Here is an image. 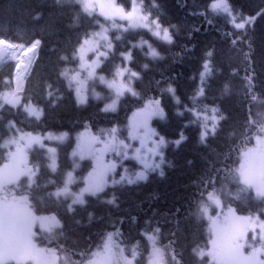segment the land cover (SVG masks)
Instances as JSON below:
<instances>
[{"label": "trees", "instance_id": "trees-1", "mask_svg": "<svg viewBox=\"0 0 264 264\" xmlns=\"http://www.w3.org/2000/svg\"><path fill=\"white\" fill-rule=\"evenodd\" d=\"M117 1L124 7L132 5V0ZM136 1L173 36L171 44L154 43L160 57L151 59L141 50L134 51L132 63L140 78L132 85L138 96L132 99L128 95L116 111H104L94 102L81 105L72 91L61 90L51 108L47 107V97L41 100L44 115L39 120L5 106L0 112V142L6 135L5 121L13 117L20 129L37 133H73L85 127L99 133L117 127V132L125 135L128 115L148 100L160 99L166 114L155 121L158 130L172 140L181 133L186 137L179 147L167 148L169 163L163 176L156 173L146 183L112 187L70 212L65 201L51 195L63 183L70 163L69 147L61 149L57 174L47 167L42 150L32 152L39 158L40 168L35 185L29 189L31 207L39 214L55 213L62 221L49 239H37L64 256L65 264H78L103 246L108 233H119L114 236L126 252L131 255L135 248L138 253L136 264H148L150 243L145 233L153 232L165 250L166 264H209L207 256L197 254L211 238L208 220L197 210L199 201L225 187L223 203L213 208L214 215L228 206L239 214L264 212V200L231 176L242 151L251 149L255 137L264 134L260 131L264 128V0H229L234 12L256 17L244 29H236L227 13L209 10V0ZM100 22L96 13L89 15L73 0H0V38L25 47L35 39L42 41L28 77L32 80L23 95L26 101L33 98L36 89L44 93L49 86L63 84V68L76 63L78 46ZM208 51H212L211 57H206ZM206 59L212 71L201 83ZM12 67L2 72L0 90L10 86L5 78ZM201 84L204 95L197 96ZM169 85L175 88L179 104L165 91ZM185 106L207 114L216 108L215 115L222 117L214 135L209 131L203 143L200 134L205 115H194ZM212 123L209 119L208 124ZM3 154L0 146V164ZM17 186V193L25 191L23 183ZM112 199L115 202L109 203Z\"/></svg>", "mask_w": 264, "mask_h": 264}, {"label": "snow or ice", "instance_id": "snow-or-ice-1", "mask_svg": "<svg viewBox=\"0 0 264 264\" xmlns=\"http://www.w3.org/2000/svg\"><path fill=\"white\" fill-rule=\"evenodd\" d=\"M136 0H132L133 5H135ZM84 12L91 15L93 11H95L96 6L99 7V14L104 16L106 19H113L115 16H119L121 20H128L132 21V27H142L152 31V24L156 25V31L152 32V35L156 36L157 38L171 44L173 42V36L169 32L167 28L163 29V35L160 31V25L157 20L149 21L148 15L140 16L139 22L137 21V8L134 6L131 12H126L125 9L116 3V0H81ZM208 8L211 11L221 10L224 13L232 15V8L229 4V0H209ZM259 15V13L257 14ZM256 17H243L240 23H234V27L236 29H244L246 25H251L254 23ZM207 23H211L210 20L206 21ZM113 27H116L113 24ZM198 30V29H197ZM107 29H104L106 32ZM96 35H101V38L107 40V36L102 35L101 33H97ZM116 39H120L119 36ZM236 41L233 40V43ZM42 41L39 39L33 40L26 48L23 44H15L13 42L7 41L5 39L0 38V45L5 46L7 49H15L17 47L23 49V55H28L29 53L35 54L37 49L40 47ZM107 51L99 50V45H93V42L90 39H84L82 45L78 48L77 53L75 54L78 56L80 61V68L84 69L87 68V76L89 79L96 78L98 79L99 83L106 85L107 88L112 89L115 91L117 97L124 94V92H129L133 96H138V93L131 87L132 78L139 79L140 74L130 67H120L119 65L116 66L114 72L112 73L114 79L106 80L104 75H100L96 77V68L100 66L102 63L101 57L104 60H107L109 53L113 47L111 42H108L105 46ZM87 52H96V57L92 61V63H88L85 60V56ZM151 57H158L159 53L151 48L149 45V53ZM123 58L127 64H130L133 57L131 51L121 52L118 54ZM212 51H208L206 53V57H211ZM64 59H67L65 57ZM22 63V61H21ZM147 68V65H144ZM203 72L200 74L201 83L204 81V77L206 74H210L212 69L210 68V60L206 59L202 65ZM16 90L10 93H3L0 95V108H3L5 104L11 105L12 107H17L20 104V96L17 95L21 91L19 86V70H20V63L16 65ZM128 75L130 78L125 81V75ZM62 76L68 77L69 73L68 70L65 69L62 73ZM75 82L77 87L75 89L76 96L78 98V103L85 104L87 102V97L82 95V89L86 84V81L80 79L79 72L75 75H72L69 78V86L71 83ZM166 92L171 94L175 99V102L179 104V98L175 96V88L169 85L166 89ZM225 93H227V85H225ZM51 95V92H49ZM197 96L204 95V88L200 87ZM193 103H195V99L193 98ZM115 101L112 104H109L105 107V111L110 109H114ZM189 111H193L194 115H197L194 110L187 109ZM24 111L28 113L29 116L35 117L39 120L43 116V109L37 108L36 106L28 103L24 105ZM213 115L211 117L205 115L203 117L204 124L203 128L204 131L200 134L201 142L203 143L209 131L212 132L214 135L216 124L218 120L222 117H217L215 113L217 112L216 108H212ZM183 115L182 112L178 113ZM165 115L163 108L160 107V101L157 100H148L145 107L134 113L133 116V131L137 129H144L145 136L148 138L158 137V140H154L153 143L155 144L154 148L149 149V152L153 153L154 155L160 156V163H163V153L159 151L160 147L165 145L166 141L163 136H161L155 129L149 128V121L153 117H160L163 118ZM209 119L212 120L211 128H209L208 121ZM9 127L15 128V122L9 121ZM19 131V130H17ZM113 133L116 131L115 129L112 130ZM261 132H264V128L260 129ZM66 133L61 134L60 136H55L52 133H48L46 136L41 137L40 135H32L31 133H24L19 136L18 139H11L6 141L2 147H7L8 144H16V153L10 154L11 159L15 165L16 171L14 173H9L8 171L5 172L3 180L0 181V192H3L4 185L14 183L16 180L19 179L21 175H27L29 177V181H32V177L36 175L38 168L33 170L27 166V158L23 155V149L21 148L20 141H24V147L28 148L31 147L33 144H37L40 148H45L44 140H64L66 137ZM186 137L183 133L180 134L179 139L174 141L175 145L179 147L180 143H182ZM93 141H97L96 137H92L91 141L82 140L81 148L82 150L87 148H91V143ZM143 143V141H142ZM264 144V140H261L259 137L257 138V145L256 149H250L249 152H257L260 150V146ZM109 145H105V149H107ZM55 148H47V152L55 153ZM139 150L137 149V155ZM75 155V153H74ZM247 155V154H246ZM144 164L145 168L152 167L151 164L145 163V161H140ZM160 163L156 164L155 167L159 168ZM23 165V167H20ZM53 172L56 171V162L55 159H52V163L49 165ZM111 168H115L116 165L112 164ZM243 167V166H242ZM10 168L9 164L4 165V169L8 170ZM107 169H103L99 167L97 171L93 172L89 175L87 180V187L80 189L79 194L70 193L69 185L73 183V175L71 172L67 173V181L62 189H58L53 192L51 195L59 198L60 196H67L69 194L74 195L75 199L71 201L69 205V211H73L72 205L79 204L84 205L86 202L84 200V194L89 193L92 196H96L98 193L104 191L105 185L107 181L105 180V173ZM163 171L160 172V175L163 176ZM124 179V177H122ZM147 176L145 172L141 171L136 176L135 179H128V184H133L137 181H146ZM244 183L248 184L249 186L256 187V193L260 197H264V182L260 183H253L252 181L245 180ZM207 199L215 203L216 205L220 204L219 199L215 198L214 194H209ZM5 202L7 200V193L4 194L3 199ZM109 203H114L115 200H109ZM18 205L23 209L24 215L22 218L16 222L15 224L10 223L8 220L6 212H0V264H9L10 261H16L17 264L24 259H32L36 262V264H56V260L58 259L56 250L55 249H44L38 248L36 243L33 241V237L36 235L33 232V225L36 220L40 221V226L45 231L51 232L53 227H61L60 221L56 218L55 215L51 216H36L30 209V205L28 203V196L22 195L21 198L17 201ZM208 207L202 206V212L207 215ZM211 220V231L215 235V239L211 240L212 249L213 251L208 252L207 255L211 256L213 260H219L220 264H264V222H259L257 220H253L251 217H236L234 216L233 211L230 209L228 216L225 217L223 223H218L217 220L208 217ZM243 220L247 224V229L238 230V225H236L235 221ZM257 228H259V233H257ZM14 230L15 239H13L10 235V232ZM231 230L232 236L230 240H226L225 234ZM251 230L252 232V241L257 240V236H259V240L261 244L259 247H256L254 244L249 243L247 237V231ZM157 232L159 229L156 230ZM119 235V233H108L106 237V242L103 245V251H96L94 252L93 259L88 261V264H133V261L137 255L135 248L132 249L131 256L132 259L124 256L123 249H119V252H115L113 249L118 247L114 244L113 236ZM243 238L245 243H240V239ZM147 239L152 243V256L154 257L153 260L149 261V264H163V256L164 253L155 246L156 237L153 235H147ZM245 244L251 249L248 255H245L242 251L245 247ZM195 251V250H194ZM27 253V255H25ZM199 256L203 257L205 253L200 251L197 253Z\"/></svg>", "mask_w": 264, "mask_h": 264}, {"label": "rangeland", "instance_id": "rangeland-1", "mask_svg": "<svg viewBox=\"0 0 264 264\" xmlns=\"http://www.w3.org/2000/svg\"><path fill=\"white\" fill-rule=\"evenodd\" d=\"M73 1H76L82 5L81 0H73ZM116 3L120 6H122L121 4H119L117 2V0H116ZM134 6L137 8V21H136V23H138L139 22L138 18L140 16L148 15L142 11L140 3L138 1H136L135 5H133V3H132V5L130 7H123V6L122 7L125 9L126 12H131L132 8ZM92 13H97L102 18V23H101L100 28L97 31H95L87 39H90L93 42V45L98 44L99 50H101V51H107V48L105 46L108 42H111L113 47L111 49V52L109 53L108 58L113 54L116 46L123 44V42L126 40V37L128 36L129 33L135 32V31H140V30L148 32L149 36L141 35L137 40H130L132 43L131 47L128 50H125L123 52L131 51V53H132L134 47L146 48L149 51V45H151V48L155 49L159 53V51L156 49L154 43L158 42V41H163V40L152 35V32L157 30L155 24H152V31H149L148 29H145L142 27H132L131 26L133 24L132 21L121 20L119 18V16H115L113 19H106L104 16L99 14V7L98 6H96L95 11H93ZM243 17H254V16H242L240 13L234 12L232 10V15L230 16V22L234 26V23H240L242 21ZM152 20H157V19H151L149 17V21H152ZM158 23L160 25L161 34L163 35V29L167 28V27L162 25L159 21H158ZM113 24H115L116 27H113ZM247 26L248 25H246L245 28ZM104 29H107V31L104 32ZM97 33H101L102 35L107 36L108 39L107 40L102 39L101 35H96ZM117 36H119L120 39L117 40L116 39ZM19 50H20L19 47L15 48L13 50V53L7 57V58H9L8 59L9 61L16 62V65L18 63H20V61L24 60V57L22 54L23 51H21V50L19 51ZM96 54H97L96 52H87V54L85 56V60L88 61V63H92V61L96 57ZM159 55H160V53H159ZM132 57H133V54H132ZM76 58H77L78 62H77L75 69H73L72 71L68 70L69 75H68V77H65V78L69 83V78L72 75H75L77 72H79L80 79L86 81V84L82 89V95H85L87 97V102L85 104H88L89 102H94V103H100L101 102V107L105 109V107L107 105L112 104L113 101H115L114 109H110L108 111H116L119 108L121 99L123 100L125 98H128L127 94H129L131 98L133 97L132 99L136 98V96H133L129 92H124L123 95L117 97L114 90L109 89L106 87V85L99 83L98 79H96V78L89 79L87 76L88 69L87 68L81 69L78 56H76ZM151 58H154V57H151ZM101 61H102V63L100 64V66L98 68H96V77H98L100 75H104L106 80L114 79V77L111 73H107V71H105L103 69V67H104L103 63L105 62L103 57H101ZM119 66L120 67L128 66L132 69L131 64H127L123 60H121V62L119 63ZM15 72H16V70H15ZM19 72H20V70H19ZM27 73H28V70H27L26 74L24 75V77H22V78H25ZM129 78L130 77L126 74L124 79H125V81H127ZM133 79L134 78H132V80ZM76 87H77L76 83L72 82L70 88L74 91L76 100L78 102V98H77L76 93H75ZM131 87L133 88L132 83H131ZM3 93H5V92H3ZM150 100H157V99H150ZM146 103L143 106L134 109L132 111V113L130 114V116L128 118V122H127V137L118 136L117 135V127H113L112 129H110V131H105V132L101 131L99 133L94 132L93 130H91L90 127H86L84 129H82L81 131H78L74 134H70V132H68V131L67 132L66 131H62V132H54V131L49 132L48 131V132H44V133H35V132H29V131H18L17 133H12L11 136L6 137L3 144L8 140L18 139L19 136L21 134H24V133H31L32 135H40L41 137L46 136L48 133H52L55 136H60L61 134L66 133L67 135H66L65 139L62 141L61 140H51L50 141V140L45 139L44 144L46 147L43 149L40 148V146L37 144H33L31 147L25 148L24 147L25 142L20 141L21 148L23 149V155L26 156V158H27V166L29 168L36 170L38 167H40L39 158L33 157L32 152L35 150L36 151L37 150H43V152H44L43 154H44V157L46 158V164H47L48 168L51 170L49 165L52 163V159L54 158L55 162H56V171L55 172H57V170L60 168L61 162H62L61 149L69 147V145L71 144V141L74 139L73 145L70 149V157H71L70 159H69V153H68V159L70 160L69 161L70 163H69L68 170L66 171V174H65L64 183L62 185L56 187L55 189H53L52 193L55 192L56 190L62 189L64 187V185L67 181V173L71 172L73 175V183L71 185H69L70 193H75L78 195L80 192V189L88 186L87 185L88 177L90 174L97 171L98 165H99V167H101L103 169H107V171L105 173V177H104L105 180L107 181L105 188L110 186V185L115 186L117 184H128V179H135V176L141 171L145 172L147 178L149 176L150 171H152V170L153 171L157 170L159 172L163 171L164 164H165L166 149L169 146H171L172 144L175 145L174 141L179 139V138H177L175 140L168 139L163 133H161L157 129L156 125L154 124L155 119L162 120L165 117V115L163 118H160L158 116L153 117L149 121V128L155 129V131L158 132L161 136H163L165 138V141H166L165 145L161 146L159 149V151L161 153H163L164 162L160 163V159H161L160 156L154 155L153 153L149 152V149L155 147V144L153 143V141L158 140V137H152V138L146 137L144 129H137L134 133L133 126H132L134 113L142 110L145 107ZM81 105H84V104H81ZM160 107L163 108L164 113L166 114L165 109H164L161 101H160ZM37 108H40V107H37ZM196 114L197 115H201V114L207 115L209 117H211L213 115V114L199 113V112ZM209 125H212V124H209ZM113 129L116 130L114 133L112 131ZM92 137H96L97 141H93L91 143L90 149L85 148L82 150V148H81L82 140L91 141ZM258 137L261 140H264V135L256 136L251 149H256L258 147V145H257V138ZM142 141H143V143H142ZM106 144L109 145V147L107 149H105ZM16 147H17L16 144H8L7 147H4L7 149V161L3 165H0V181L3 180L4 174L6 171H8L9 173H14L16 171L15 165L11 159V156H10V154L16 153ZM49 147L56 149L54 154L47 152V148H49ZM137 149L139 150L138 155H137ZM249 150L250 149H247L244 152H242L239 164L236 168V173H237V177L239 178V180L241 182H243L244 187L246 189H253L256 192L255 186H249L248 184L244 183V181L249 180V181H252L253 183L264 182V144H262L260 146V150L257 152H249ZM74 153H75V155H74ZM141 160L145 161V163L151 164L152 167L145 168L144 164H142L140 162ZM158 163H160V167L156 168L155 165ZM5 164L10 165V168L8 170L4 169ZM112 164L116 165V167L114 169L110 167ZM85 165L90 166V168L87 169V171H84ZM20 167H23V165H20ZM37 174H38V171L36 172V175L34 177H32V181H34V182L36 181ZM122 177H124V179H122ZM24 178L27 179V181H28L26 183L27 188H25V191H23L22 193H17L15 191V190H18L17 187H19V186H17V185ZM34 182L30 183L29 177L27 175H21L19 177V179L16 180L14 183L4 185L3 192H0V212L8 213V210H10L12 212H17L18 215H20L22 217L24 215L23 209L18 205L17 201L21 198L22 195H27L28 196V203L30 205V209L34 215H36V216L55 215L61 224L60 218L55 213L39 214V213H36L33 210V208L31 207V202H30L31 191L29 190L30 189L29 185L34 184ZM137 182H140V181H137ZM137 182H135V183H137ZM5 193H7L6 202L4 200H2ZM217 195L219 196L218 193H217ZM89 196H92V195L89 193L84 194L83 198H84L85 202ZM60 197L68 199L69 205L71 204V201L73 199H75V196L71 195V194H69L67 196L62 195ZM76 205H79V204L72 205V208ZM204 206H207L208 210H209L207 215L204 214L205 218L208 220V224H209L208 228L209 229L211 228V220H209L208 217H211L212 219L217 220L218 223H223L225 217L228 216L230 209L233 211L234 216H236V217H245V218L251 217L253 220L258 219L259 222H264V213L263 214L262 213H258V214L252 213V214L242 215V214H239L234 207L229 206V207H225L220 214L214 215L211 212L213 206L211 205L209 200H208V205L204 204ZM200 209H202V206L199 208V210ZM8 220L12 224L16 223L11 219H8ZM234 223L236 225H238V230L247 229V224L243 220L235 221ZM55 228L56 227H53L52 230H54ZM12 231L10 232V235H11ZM33 232H35L36 235L49 233V231H45L44 229L41 228L39 220L35 221V223L33 225ZM209 232L211 233L209 245L205 248H201L198 250V253L200 251H203L206 256H209V255H207L208 252L213 251L211 240L215 239V235L211 231H209ZM257 233H259V228H257ZM232 234H233L232 231L229 230L225 234L226 240H230ZM147 235H153L156 237V235L154 233H148ZM35 236L33 237V241H34V243H36L38 248L51 249L47 245L39 243L37 241V239L35 238ZM247 237H248L249 243L254 244L256 247L260 246L261 241L259 240V236H257L256 241H252L251 230L247 231ZM13 239H15V238H13ZM113 241H114V244L118 246V247H115L113 249L115 252L118 253L119 249H123L124 256L128 257L129 259H132V256L126 252L124 245L118 240V238L113 236ZM105 242H106V239H105ZM239 242L245 243L243 238H241ZM155 246L158 247L159 249H161V251L164 253V251H165L164 248L161 247L160 245H158L156 241H155ZM96 251H103V246L101 247V249H99V250L97 249L94 252H96ZM242 251L244 252L245 255H248L250 253L251 249L247 246V244H245V247L243 248ZM56 254L58 257V259L56 260V264H60V262H59L60 261V255L57 252H56ZM25 255H27V253H25ZM209 257H210V260L212 261V264H220L219 260H213L211 256H209ZM136 258H137V255L133 261V264H136V262H137ZM91 259H93V255H91V257L87 258L84 262H82V263L79 262L78 264H88V261ZM153 259H154V257L152 256V243H151V249H150L148 264H149V261L153 260ZM261 259H264V257H261ZM9 263L17 264L16 261H10ZM20 264H36V262L34 260L28 258V259L22 260L20 262ZM163 264H166L165 263V253L163 256Z\"/></svg>", "mask_w": 264, "mask_h": 264}, {"label": "bare ground", "instance_id": "bare-ground-1", "mask_svg": "<svg viewBox=\"0 0 264 264\" xmlns=\"http://www.w3.org/2000/svg\"><path fill=\"white\" fill-rule=\"evenodd\" d=\"M143 49H146V48H143ZM1 50H3V53L6 54L7 57H8V56H10L13 53L14 49H7L5 46L0 45V51ZM26 56L24 55L25 58H26ZM1 62L2 61L0 60V64H1ZM28 68H29L28 61L27 60H22V63H20V73L24 74L28 70ZM3 71L4 70L2 68H0V79H1ZM6 76L11 80V83H12L11 88L13 90H16V86H17L16 78L13 77L12 75H8V74H6ZM31 80H32L31 78H29V79H24V78L19 79V86H20V89H21V91L19 92L20 94L25 96V94L27 92L28 85H29ZM61 90H63V91H72V89L70 88L69 83H68V81L66 79L63 80V84H58L57 83V84H55L52 87L49 86L48 89L46 88L44 90V93L41 91V89H36V91H33V98H31V99L29 98L28 101L31 104H33L35 106H38V105H41V100L47 97V107H50V106L52 107L53 103L55 102V99L57 98V95L59 93H62ZM49 92H51V95H49ZM1 111H3V108H0V112ZM43 115H44V112H43Z\"/></svg>", "mask_w": 264, "mask_h": 264}]
</instances>
